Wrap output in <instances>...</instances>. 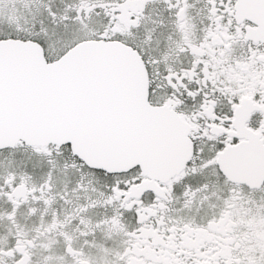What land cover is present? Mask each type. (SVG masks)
Returning a JSON list of instances; mask_svg holds the SVG:
<instances>
[{"label": "snow or ice", "instance_id": "6c2138e0", "mask_svg": "<svg viewBox=\"0 0 264 264\" xmlns=\"http://www.w3.org/2000/svg\"><path fill=\"white\" fill-rule=\"evenodd\" d=\"M0 264H264V0H0Z\"/></svg>", "mask_w": 264, "mask_h": 264}]
</instances>
